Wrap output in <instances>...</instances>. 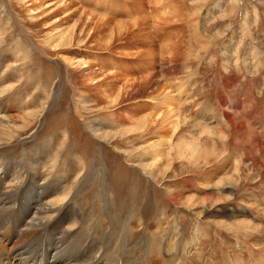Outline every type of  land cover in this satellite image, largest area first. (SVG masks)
Returning <instances> with one entry per match:
<instances>
[{
  "label": "rangeland",
  "instance_id": "1",
  "mask_svg": "<svg viewBox=\"0 0 264 264\" xmlns=\"http://www.w3.org/2000/svg\"><path fill=\"white\" fill-rule=\"evenodd\" d=\"M0 117V194L66 189L77 250L264 264V0H0Z\"/></svg>",
  "mask_w": 264,
  "mask_h": 264
},
{
  "label": "bare ground",
  "instance_id": "2",
  "mask_svg": "<svg viewBox=\"0 0 264 264\" xmlns=\"http://www.w3.org/2000/svg\"><path fill=\"white\" fill-rule=\"evenodd\" d=\"M123 23H125V22H123ZM168 102H170V101H168ZM175 112H176V109H175ZM169 114H171V115H169L170 117L166 116V118H167V120H170V122H168V123L170 124L172 129H174V127L177 126V123H176L174 115H173L174 113L172 112ZM4 118L6 119V117H4ZM177 121H179V120H177ZM92 132L94 134H96V132L94 130ZM161 144L162 145H160V146L164 145L163 143H161ZM159 158H160V151H158L154 155L155 160H158ZM54 160H56V162H57L58 158L56 157ZM35 164H37V163L35 162ZM1 165L3 168L5 167L4 169H6V172H7L3 178H6V176H9L8 174H10V175L12 174V178H16L18 175H20V173L22 171V168L18 167L19 165H16V164H12L13 166L10 164L7 166H3L4 164L1 163ZM54 168H53V170L55 171L56 168L55 169ZM152 176H155V175H152ZM3 178H0V187L2 185V181L4 180ZM16 179H13V180L15 181ZM34 180H35L34 178H30L29 179V181L31 182L30 184H34L33 183ZM49 183H51V182H49ZM13 184H14V182H13ZM13 184L7 185V187L12 186ZM22 190L23 191L18 192V193L16 192L13 195L0 194V230H2L4 227H7V229L5 231L6 232V238H8L10 236L11 237L16 236L18 239L17 240L18 246L16 245L17 248L15 249V247H16L15 246L12 249L11 253L9 252L10 250L6 251L4 248V245L0 242V264H14V262L12 261L14 259L18 260V264H100V263H102V264H128L129 263V264H131L122 255H120V256L117 255V257L116 256L114 257V255L111 256V254L109 252H107V250H105V249H102V252L97 257H94L93 256V250L96 249V246L98 244L95 241H93L95 239L90 238V234L86 235L87 236L86 240L82 241L81 243H78V247H77L78 250L76 249L75 246H77V242H78L79 238L81 237V236H79V234L83 231L84 227L75 229V227L78 224H80V222H79V221H81L80 220V214H78L77 211H75L70 204L73 201L74 196L70 197V198H73V199H71V201L67 200L70 193L66 192V189H64L63 193L61 194V195H64L62 203L67 201V203L69 205L67 207H64V209H61V210H57L58 207H57V209L55 208V206H57V205L51 204V201H49L55 195V191H52L53 187L51 185H49L43 192H40V194L37 193V190L34 187L32 189L24 188ZM58 190H62V189H58ZM67 190H69V189H67ZM29 192H30V194H29ZM33 192L35 194L34 197H36L38 199V200H36L34 198L38 204L36 205L35 212L30 213V210L32 208L28 209V207L31 205L29 203V201L32 198ZM21 193L22 194H29V195H31V198L29 197L30 199L28 198L29 200L27 199L28 201L26 200L27 202L25 204H21V206L19 205L20 206V208L18 207L19 213L16 211V214H10L9 211L7 210V208L9 209V207H11L13 205V203H14L13 198L15 196H17L18 194H21ZM34 199H33V201H34ZM44 200L47 202H50V203L46 204V207L40 205V204H43L42 201H44ZM57 200H59V199H57ZM33 201H32V204H33ZM9 204H11V205L9 206ZM60 205H61V203H60ZM11 210H12V208H11ZM1 212L5 213L4 218L1 216V214H2ZM126 222H127V220H126ZM60 225H63L62 227H65V229L64 230L60 229ZM120 227H121V225H120ZM14 232L16 233L15 235L11 234ZM84 234H86V233H84ZM122 234H123V232H122ZM1 235L2 234H0V237H1L0 241L2 238H4V236H1ZM54 235H57V236L55 238H53ZM71 242H73V243L71 244ZM108 250H110V249H108ZM51 251L55 254L53 257L51 255H49V253ZM12 255L15 256L13 259H12ZM48 256H51L50 257L52 260L51 263L47 262ZM108 257H110L112 259L109 258L110 260H107L106 258H108ZM105 260H106V262H104Z\"/></svg>",
  "mask_w": 264,
  "mask_h": 264
}]
</instances>
